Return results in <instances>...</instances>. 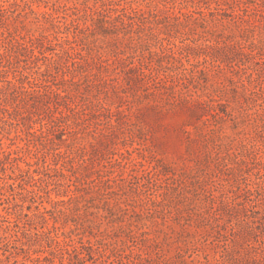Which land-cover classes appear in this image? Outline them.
<instances>
[{
  "label": "trees",
  "instance_id": "trees-1",
  "mask_svg": "<svg viewBox=\"0 0 264 264\" xmlns=\"http://www.w3.org/2000/svg\"><path fill=\"white\" fill-rule=\"evenodd\" d=\"M145 1L141 7L135 0H0V60L7 62L2 70L6 79L0 81V201L7 206L0 209V264H195L187 257L198 247V236L228 237L221 216L199 213L182 219L181 192L166 181L179 180L185 191L201 189L198 176L204 167L212 164L223 172L221 167L232 162L234 174L256 160L248 143L240 140L235 148L223 134L229 113L220 101L232 97L239 108L233 130L246 124L252 108L261 107L252 126L264 138V89L253 90L241 76L235 81L214 72L229 58L228 43L244 51L243 41L264 28V21L240 12H245L242 5L249 7L248 0H171V9L165 6L170 0H161L164 5ZM228 22L239 23L238 34H225ZM177 34L197 35L204 45L214 41L216 47L210 54L193 53L186 66ZM248 48L247 55L264 50L263 38L254 37ZM130 89L145 92L149 101H163L146 106L155 116H199L200 126L185 123L198 136H188V150L193 142L198 150L195 159H188V170L163 163L141 128H132V115L139 122L141 117L128 104ZM207 90L211 103L194 97ZM81 94L91 97L83 100ZM113 129V142L120 135L130 138L123 144L126 154L113 153L97 139ZM133 143L142 149L137 156ZM153 178L167 184L153 200L129 186L133 180L146 186ZM234 193L239 198L241 190ZM28 195L38 200L25 211L21 203L28 202ZM13 205L21 208L10 213ZM236 205L220 202L217 215L240 212ZM165 210L181 230L166 231L155 220V230L147 231L143 215ZM230 229L234 246L248 238L245 231ZM137 238L141 245L132 249L128 242ZM171 240L177 244L174 259L161 249ZM227 256L205 251L204 264H227Z\"/></svg>",
  "mask_w": 264,
  "mask_h": 264
},
{
  "label": "rangeland",
  "instance_id": "rangeland-1",
  "mask_svg": "<svg viewBox=\"0 0 264 264\" xmlns=\"http://www.w3.org/2000/svg\"><path fill=\"white\" fill-rule=\"evenodd\" d=\"M138 1V4L141 5L142 0ZM150 0H146L145 2H149ZM248 6L244 7L242 14L247 13L246 18L252 19L253 17L261 19L264 21V4L261 3L263 0H248ZM161 2V0H160ZM162 3V2H161ZM172 1L169 3H165V6L171 9ZM164 5V3H162ZM137 5V4H136ZM144 4L141 5L143 7ZM255 6L259 11H255ZM179 9L176 8L175 11ZM239 11V10H237ZM228 21V18L227 20ZM239 23L228 22L226 25L228 28L224 30L225 34H238V30L241 28L238 26ZM246 25V23L244 24ZM264 26V25H263ZM219 30L224 29L222 25H219ZM74 30V29H72ZM7 35V34H5ZM261 36L264 40V28H257L255 31V38L258 39ZM253 37V38H254ZM253 38H249L244 42V51L240 50L239 46L236 43H228L229 46L226 47L228 59L222 64L223 69H218L216 72L219 77H222L224 73H227L231 77L234 78L235 81L238 80V76H241L247 86H250L253 90L264 89V50L258 49L253 52V55H247L246 52H249L250 46H252ZM176 43L183 45L185 50L183 51L182 61L186 66H189L188 60H193V53L198 54H210L213 52V49L216 47V43L214 41L210 42L209 46L204 45L202 40H199L197 35L186 34L181 35L177 34L175 37ZM258 44V41L255 40ZM218 47L225 46L224 44L217 45ZM189 54H191L190 57ZM202 60V57L200 58ZM23 64L22 62L20 63ZM7 65V62L0 60V81L5 80L6 74L3 73L2 70L5 69L4 66ZM17 65V64H16ZM15 65V66H16ZM203 67V66H201ZM12 73H8V77H11ZM209 85V84H208ZM125 88H128L125 86ZM128 90V89H127ZM84 92V91H82ZM208 90L205 92L206 94H202L201 91H198L194 94V97L199 101H209ZM129 106H131V110L133 113H136L137 116L140 115V122L136 120L134 114L132 115V120L135 123L132 128L139 129L141 128L142 133L149 139L148 146L153 151H156L155 154L158 159L162 160L163 163L179 165L180 168L187 169L188 159H195L196 152L198 151L195 147L197 145L193 142V146L190 150H188V136L192 139L198 138L193 126H185L186 124L195 123L194 125L200 126V122L198 120L199 116L193 115L189 112L187 113H177L171 112L167 115H159L155 116L150 110L146 109L149 102L151 104H159L163 101L160 99H156L155 101H149L144 98L145 92L138 90L137 92L134 90H129ZM133 94L134 96H131ZM82 99H86V97H91L87 94H81ZM153 99V98H152ZM92 100V98H91ZM86 105H91L90 102H83ZM209 103H211L209 101ZM220 103L224 104L223 110L227 111L229 114L225 116V121L222 123L224 128V133L226 136L233 139V145L235 148L239 146V141H245L248 143L252 149L253 154L255 156V161L253 164H250L249 167H245L243 172L241 173H233L231 168L235 166L230 162V164L226 166H222L223 172H219V170H215L213 165L211 164L209 167H204L203 171L199 173L198 179L202 181L201 189L190 187L188 190H184L181 188V182L179 180H170L166 181L180 190V194L177 196L178 202H180L179 207L181 209L180 215L183 218L190 219L188 217L194 216L199 213H203V215L207 217H220V224L224 223L227 227V235L228 237H221L217 235L216 237H204L198 236L197 248L189 251L191 257H187L188 261L193 260L195 264L202 263L204 264L205 259V251L210 253L212 257L219 256L220 253H226L227 256V264H264V165L261 162H264V138H259L254 133V128L252 125H255V112L261 110V107L256 106L252 108L250 112V117L245 118L248 121L245 125L240 128L233 130L231 127L233 126V118L238 116L239 108L237 109L236 103L233 101L232 97L230 100L222 99ZM83 108H86L84 105ZM126 108V106H124ZM168 108V106H167ZM163 112H166L165 110ZM252 113V115H251ZM209 117V116H208ZM203 118H207L204 116ZM211 119V118H210ZM213 122V121H212ZM188 131V132H186ZM262 132L264 134V128H262ZM117 133L116 129H113L110 133H105V136H97L98 140L102 142L108 143L109 150L113 151V153H124L125 148L123 146L124 143H130V138H123L122 135L119 136L118 139L113 142V138ZM136 140L139 138L136 135H133ZM124 139H127L126 141ZM111 140V144H110ZM115 143V144H114ZM133 147L139 148L133 152L134 156H137L141 153L142 149L137 143H133ZM127 149H132L128 144L126 146ZM194 148V149H193ZM104 152V150H102ZM146 154V152H145ZM118 157V156H116ZM23 167L25 164L23 162L20 163ZM94 165L97 167V163L94 162ZM188 170V169H187ZM3 173L0 171V174ZM11 175V170L6 172ZM230 183H238L239 188L234 187L233 190H230ZM42 182H39V185ZM166 183H160L155 180V178L151 179L150 183L146 186L140 185L137 180L131 181L129 186L139 193L145 200H153L157 197L159 192L165 191ZM235 185V184H234ZM56 190H62V187L56 186ZM241 190V194L239 198H236V193H239ZM246 190H251V193H248ZM42 194V192H41ZM54 197V193H52ZM25 197V195H24ZM127 196H123L122 200L124 201ZM28 202L21 203L23 208L26 211V206L31 204V201L34 199L38 200V197H34L32 195H28ZM46 199V198H45ZM220 202H228L233 203L237 202L239 205L237 209L240 212H231V215H217L218 205ZM151 203V202H149ZM47 205V203H45ZM152 205V204H151ZM3 207H7L6 204H1L0 201V209ZM10 213L16 212V209H20L21 206H10ZM34 210V207L32 208ZM173 214L176 215V212L173 208H171ZM2 213L5 214L3 211ZM178 215V214H177ZM7 217H12L11 215H7ZM48 217V216H47ZM178 217V216H177ZM144 223H146L151 230L146 229L147 231L155 230V227L152 226V223L158 221V223L162 224L161 229H164L169 232H179L181 230L180 225L176 223L177 221H169L167 218L166 210L163 212H157L153 215L145 214L143 215ZM194 218V217H193ZM5 223V222H3ZM190 227L192 230L196 228ZM235 228L237 231H245L247 233L248 238L246 240H240L239 244L233 245L232 239L233 237L230 235V228ZM202 233V230H200ZM160 236V235H159ZM220 240V241H218ZM135 241L138 242H128L129 245H132V249H137L140 243V238ZM219 244V245H218ZM177 244L175 241L171 240L170 242L161 244V249H164V253L169 257L174 259V255L176 253ZM234 254V255H233ZM234 257H231V256ZM210 257V259H212ZM179 260H174L175 264H182L178 262ZM89 264V262H87ZM109 264V263H106ZM194 264V263H188ZM213 264V263H212Z\"/></svg>",
  "mask_w": 264,
  "mask_h": 264
}]
</instances>
